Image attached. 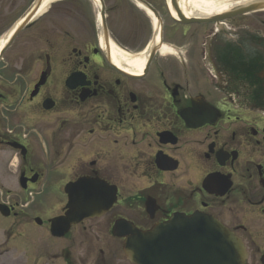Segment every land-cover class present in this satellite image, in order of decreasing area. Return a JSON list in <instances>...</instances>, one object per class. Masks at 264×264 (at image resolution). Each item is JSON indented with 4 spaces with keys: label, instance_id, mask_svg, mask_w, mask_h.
Returning a JSON list of instances; mask_svg holds the SVG:
<instances>
[{
    "label": "flooded vegetation",
    "instance_id": "1",
    "mask_svg": "<svg viewBox=\"0 0 264 264\" xmlns=\"http://www.w3.org/2000/svg\"><path fill=\"white\" fill-rule=\"evenodd\" d=\"M145 1L157 17L134 0H0V264H133L132 229L197 212L264 264V10L214 21L248 0ZM132 5L154 25L135 54L111 18ZM70 190L93 215L54 236Z\"/></svg>",
    "mask_w": 264,
    "mask_h": 264
},
{
    "label": "water",
    "instance_id": "2",
    "mask_svg": "<svg viewBox=\"0 0 264 264\" xmlns=\"http://www.w3.org/2000/svg\"><path fill=\"white\" fill-rule=\"evenodd\" d=\"M135 1L157 17L155 9L145 0ZM263 9L264 0H248L224 10L214 17V21ZM14 36L15 33L6 46L13 41ZM78 184L79 181L74 186ZM71 190L69 206L74 209L68 212L67 217L53 220L51 231L55 236L64 234L65 224L69 227L71 222L93 215L92 212L83 214L80 211L83 207H94V204H82V200L74 196ZM116 230L119 236H125L124 229L119 225ZM125 252L134 264H246L247 257L242 241L232 231L212 215L201 212L191 216L176 214L168 222L147 231L132 229Z\"/></svg>",
    "mask_w": 264,
    "mask_h": 264
},
{
    "label": "rangeland",
    "instance_id": "3",
    "mask_svg": "<svg viewBox=\"0 0 264 264\" xmlns=\"http://www.w3.org/2000/svg\"><path fill=\"white\" fill-rule=\"evenodd\" d=\"M120 2L124 3L123 0H119V3ZM158 4H160V2H158ZM111 18H113V21H114V23L112 24L113 30H115L117 34L121 33L119 36L122 39L120 38V40L121 41L124 40L128 44V45L126 44L129 49L128 51L135 54V53L142 51L143 48L149 45L152 39L154 25H153L152 19L145 12L138 9L137 7L132 9L129 6H127L125 13H119L115 11L112 13ZM12 24L13 23H11L7 19H0V31H2L3 29L7 31V29H9V26H11ZM7 175L8 174H6V176ZM57 185L53 187L54 190H58ZM30 188L35 192H38L41 190V189H38L36 186L30 187ZM53 195L55 196V194ZM55 197L61 200L60 197H57V196ZM34 202H35V205L36 204L40 205L41 203L45 202V199L42 196V194H40L35 197ZM0 221L5 228L13 224L12 218L0 217ZM40 231L44 234L43 230H40ZM45 236L46 237H43L44 241H46V239L49 238L48 232L45 234ZM47 244L49 243L44 242L43 246L45 245L44 247L47 248L46 246H49Z\"/></svg>",
    "mask_w": 264,
    "mask_h": 264
},
{
    "label": "bare ground",
    "instance_id": "4",
    "mask_svg": "<svg viewBox=\"0 0 264 264\" xmlns=\"http://www.w3.org/2000/svg\"><path fill=\"white\" fill-rule=\"evenodd\" d=\"M194 4L196 5V1H194ZM199 6L202 5V3H197ZM198 6V7H199ZM156 20V19H155ZM158 25V24H157ZM114 55L117 59V62L119 64H123L125 63L126 65H128L130 67L131 70L133 71H137V72H142L143 71V67H144V64H145V61H146V56H138V57H135V56H131L128 52H124L120 49H118V47H115L114 48ZM122 57L124 58V61L122 59ZM123 62V63H122Z\"/></svg>",
    "mask_w": 264,
    "mask_h": 264
}]
</instances>
